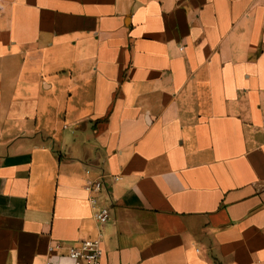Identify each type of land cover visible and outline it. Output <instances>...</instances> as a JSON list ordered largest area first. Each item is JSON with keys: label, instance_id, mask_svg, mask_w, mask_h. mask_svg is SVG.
Wrapping results in <instances>:
<instances>
[{"label": "crops", "instance_id": "0c3cea01", "mask_svg": "<svg viewBox=\"0 0 264 264\" xmlns=\"http://www.w3.org/2000/svg\"><path fill=\"white\" fill-rule=\"evenodd\" d=\"M99 231L103 264H264V0H0V264Z\"/></svg>", "mask_w": 264, "mask_h": 264}, {"label": "built area", "instance_id": "2783aa9c", "mask_svg": "<svg viewBox=\"0 0 264 264\" xmlns=\"http://www.w3.org/2000/svg\"><path fill=\"white\" fill-rule=\"evenodd\" d=\"M91 170L87 169L86 174H90ZM121 180L119 176H107L102 173L99 177L91 180L85 186V192L89 195V202L93 209V217L99 228L104 227L110 220L111 205L105 204V199L109 200V184L116 183ZM61 248L59 243L51 246L50 251L53 252ZM68 257L72 264H103L104 249L102 233L99 231L95 239L83 241L73 246L68 253Z\"/></svg>", "mask_w": 264, "mask_h": 264}]
</instances>
